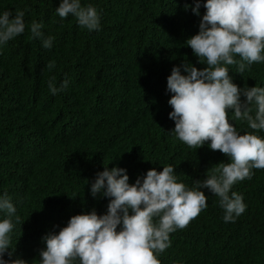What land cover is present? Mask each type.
<instances>
[{
  "label": "trees",
  "instance_id": "16d2710c",
  "mask_svg": "<svg viewBox=\"0 0 264 264\" xmlns=\"http://www.w3.org/2000/svg\"><path fill=\"white\" fill-rule=\"evenodd\" d=\"M204 2L196 16L185 10L193 0H81L101 18L90 32L72 15L59 17L60 0H0V14L25 13L24 32L0 45V196L7 194L20 217L11 259L41 264L46 234L58 233L73 215L106 214L110 198L90 192L105 166L125 168L134 183L149 169L171 165L177 181L193 188L219 163L231 162L208 143L188 147L169 118L172 68L185 59L206 67L185 42L199 32ZM33 21L43 25L42 38H32ZM49 36L52 47L44 48ZM228 67L239 87H264V62L242 76ZM53 78L58 88L68 81L55 95L48 88ZM229 120L240 134L254 131L232 112ZM255 134L264 139V130ZM253 173L231 189L246 205L234 222L226 223L219 198L201 189L206 209L170 234L161 264H264V169Z\"/></svg>",
  "mask_w": 264,
  "mask_h": 264
},
{
  "label": "clouds",
  "instance_id": "9594fccd",
  "mask_svg": "<svg viewBox=\"0 0 264 264\" xmlns=\"http://www.w3.org/2000/svg\"><path fill=\"white\" fill-rule=\"evenodd\" d=\"M193 3L194 7L186 4L185 10L191 8L200 16L201 0ZM203 7L206 12L198 34L185 42L206 67L198 69L185 59L172 68L167 77V90L173 93L169 118L175 122L176 136L188 147L199 149L208 143L231 162L219 163L193 188L177 181L171 165L162 171L149 169L134 183H129L125 168L105 166L90 192L93 198H110L106 214L98 215L93 209L73 215L58 233L46 234L41 264H161L158 255L170 247V234L186 228L206 209L204 188L219 198L226 223L245 212L243 197L231 189L239 181L250 180L253 169H264V139L255 134L264 130V87H239L232 82L228 66H237L242 76L253 63L264 62V0H206ZM56 12L61 19L74 16L90 32L100 28L97 9L82 6L81 0H60ZM24 16L23 11L0 14V45L24 32ZM42 26L32 22V38L43 37ZM53 39L43 38V47L51 48ZM46 67L51 70L55 64ZM67 86V80L59 88L54 78L48 82L53 95ZM229 112L254 131L240 134L230 123ZM0 211L7 213L0 221V264H27L21 258L11 259L15 252L11 233L20 217L7 194L0 196ZM5 253L9 260L4 259Z\"/></svg>",
  "mask_w": 264,
  "mask_h": 264
}]
</instances>
